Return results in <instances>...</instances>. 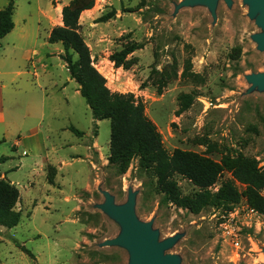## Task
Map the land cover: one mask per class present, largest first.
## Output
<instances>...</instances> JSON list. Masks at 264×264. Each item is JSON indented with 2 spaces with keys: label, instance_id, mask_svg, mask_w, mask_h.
<instances>
[{
  "label": "rangeland",
  "instance_id": "1",
  "mask_svg": "<svg viewBox=\"0 0 264 264\" xmlns=\"http://www.w3.org/2000/svg\"><path fill=\"white\" fill-rule=\"evenodd\" d=\"M69 1L14 0V27L0 40V178L17 187L20 212L17 225L0 224V264H129L130 250L109 243L122 224L103 206L122 205L130 193L136 219L149 223L158 241L172 238L163 252L178 264H263L264 214L248 204L247 186L231 168L244 156L264 171V89L246 79L264 71V50L253 38L264 30L248 2L95 0L79 17V33L110 90L143 102L168 151L217 163L221 172L211 190L226 180L238 187L231 209L208 205L192 213L160 203L138 158L123 171L108 162L111 121L93 117L59 57L62 45L48 42ZM129 40L143 46L128 56V68L115 67L109 54ZM187 59L202 81L181 76ZM184 92L193 102L176 114ZM175 179L183 194L197 190L186 178ZM226 219L234 234L224 233Z\"/></svg>",
  "mask_w": 264,
  "mask_h": 264
},
{
  "label": "trees",
  "instance_id": "2",
  "mask_svg": "<svg viewBox=\"0 0 264 264\" xmlns=\"http://www.w3.org/2000/svg\"><path fill=\"white\" fill-rule=\"evenodd\" d=\"M0 8V40L14 27V0H7ZM95 0H70L62 7V24L53 27L48 35L49 43L59 42L62 53L59 57L64 61L71 79L79 86V94L84 98L95 119H109L111 132L109 139L108 162L123 171L132 158H138L139 165L147 176L146 186L160 194L161 204H173L176 207L198 213L208 205L231 209L240 199L238 187L232 180L223 181L213 191L220 176L221 168L213 160L195 152L175 148L168 151L163 144L160 132L154 122L145 114L143 102L132 92L125 94L112 91L106 85L105 77L97 70L90 56L88 46L79 33V17L85 10L94 6ZM111 15L102 16V19ZM142 43L129 40L118 50L111 52L108 59L115 67L128 68V58ZM181 76L191 78L195 82L203 80L198 73L191 70V61L187 59L183 65ZM164 79L158 81L157 92L161 93ZM192 93H181L178 96L176 114L186 110L193 102ZM74 134L81 131L73 126ZM3 159L2 157L0 160ZM231 168L235 178L245 184V195L248 204L257 212L264 214V171L258 167L253 158L240 156ZM175 175L189 180L197 190L183 194ZM19 199L16 186L5 178H0V224L13 227L20 220V212L15 209ZM22 251L30 257V249L18 244Z\"/></svg>",
  "mask_w": 264,
  "mask_h": 264
},
{
  "label": "water",
  "instance_id": "3",
  "mask_svg": "<svg viewBox=\"0 0 264 264\" xmlns=\"http://www.w3.org/2000/svg\"><path fill=\"white\" fill-rule=\"evenodd\" d=\"M230 1V0H226ZM248 2L249 15H256V23L264 30V0H245ZM194 2H204L209 7L215 5L216 0H183L182 4ZM254 40L259 49L264 50V32L256 34ZM246 79L264 89V71L246 76ZM103 209L117 217L123 227L121 234L109 241L111 244H121L130 250L131 258L129 264H178L177 259L169 254H164L163 250L170 246L172 238L162 241L157 240L156 234L151 230L149 223L139 222L132 210V195L122 205H113L108 201ZM264 264V263H263Z\"/></svg>",
  "mask_w": 264,
  "mask_h": 264
},
{
  "label": "built area",
  "instance_id": "4",
  "mask_svg": "<svg viewBox=\"0 0 264 264\" xmlns=\"http://www.w3.org/2000/svg\"><path fill=\"white\" fill-rule=\"evenodd\" d=\"M250 210L254 211L253 209ZM220 225L224 227V233L226 232L227 234H234V228L232 227L229 219L223 220ZM233 243L235 246L239 245V241L237 239H235Z\"/></svg>",
  "mask_w": 264,
  "mask_h": 264
}]
</instances>
